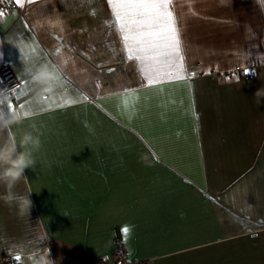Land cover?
Segmentation results:
<instances>
[{"label": "crops", "instance_id": "crops-1", "mask_svg": "<svg viewBox=\"0 0 264 264\" xmlns=\"http://www.w3.org/2000/svg\"><path fill=\"white\" fill-rule=\"evenodd\" d=\"M172 3L190 78L152 62L144 73L162 79L149 86L109 0H0V62L18 78L0 111L41 141L16 189L32 191L29 214L0 201V264H38L45 247L55 264H103L116 238L134 264H264V4ZM55 11L64 31L35 27ZM63 56L51 92L31 81Z\"/></svg>", "mask_w": 264, "mask_h": 264}, {"label": "snow or ice", "instance_id": "snow-or-ice-1", "mask_svg": "<svg viewBox=\"0 0 264 264\" xmlns=\"http://www.w3.org/2000/svg\"><path fill=\"white\" fill-rule=\"evenodd\" d=\"M18 7L23 8L25 3L33 4L36 0H15ZM115 21L119 24L121 41L125 46L128 60H137L141 69L142 79L151 86L154 81L162 79L155 69L144 73V66L155 62L157 65H166L168 71L165 75L172 80L188 79L184 69L183 49L180 40V30L177 26V19L173 8L172 0H109ZM3 13L0 12V16ZM34 46L33 51L38 49ZM60 49H56L54 55L59 54ZM26 59L28 57L26 56ZM245 75L248 74L246 68L242 69ZM195 76V73H191ZM62 77L56 76L52 84L45 89L51 92L52 85L58 84ZM131 90H125V95L121 97V104L131 110L134 105H129L128 100L133 99L127 95ZM87 99V97H85ZM138 99V97H135ZM74 102V101H72ZM69 103V101H65ZM64 106V105H60ZM23 107V106H22ZM31 112H24L25 116ZM122 233L127 236L128 228L124 227ZM17 261L20 255L15 257Z\"/></svg>", "mask_w": 264, "mask_h": 264}, {"label": "clouds", "instance_id": "clouds-1", "mask_svg": "<svg viewBox=\"0 0 264 264\" xmlns=\"http://www.w3.org/2000/svg\"><path fill=\"white\" fill-rule=\"evenodd\" d=\"M264 4V0H257ZM34 25L38 29L47 28L50 31H64L65 21L58 11L43 15L34 20ZM70 57L63 56L59 63H41L34 69L29 68L31 81L41 87H48L52 84L56 76L67 67ZM255 74V73H253ZM254 97L259 104L264 98V87L258 89ZM7 100L3 91H0V105L6 104ZM24 117L20 112L5 113L0 111V186L4 188V193L0 194V201L10 208H15L18 214H29L32 202L29 199L32 191L26 190L24 193L16 191L17 186L23 183L26 188L30 185L25 169H33L36 160L35 153L39 151L41 141L39 135L32 131L23 130ZM48 239L45 231L40 237L41 243ZM50 249L45 247L38 264H55L49 258Z\"/></svg>", "mask_w": 264, "mask_h": 264}, {"label": "built area", "instance_id": "built-area-1", "mask_svg": "<svg viewBox=\"0 0 264 264\" xmlns=\"http://www.w3.org/2000/svg\"><path fill=\"white\" fill-rule=\"evenodd\" d=\"M7 6L0 4V12H4ZM18 85V78L11 68V66L6 62H0V91L11 92ZM5 261L7 264H17V260L12 255L5 256ZM113 262L115 264H134V261L130 260L123 252L122 243L120 238L115 240V248L112 256L110 258H102L97 261V263H109ZM137 264H143L141 261H136Z\"/></svg>", "mask_w": 264, "mask_h": 264}]
</instances>
